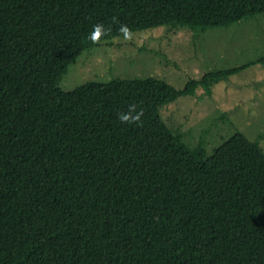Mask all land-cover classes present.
Masks as SVG:
<instances>
[{"label": "trees", "instance_id": "16d2710c", "mask_svg": "<svg viewBox=\"0 0 264 264\" xmlns=\"http://www.w3.org/2000/svg\"><path fill=\"white\" fill-rule=\"evenodd\" d=\"M262 13L264 0H0V264H264L262 148L236 132L206 156L159 112L245 65L180 90L59 88L98 23L110 40L121 24L198 33ZM130 104L143 127L120 123Z\"/></svg>", "mask_w": 264, "mask_h": 264}, {"label": "rangeland", "instance_id": "374dc122", "mask_svg": "<svg viewBox=\"0 0 264 264\" xmlns=\"http://www.w3.org/2000/svg\"><path fill=\"white\" fill-rule=\"evenodd\" d=\"M197 34H199L197 36ZM197 36V37H196ZM264 13L204 32L166 26L101 40L84 51L59 82L70 91L112 79L154 77L175 89L206 73L245 65L223 77L207 92L198 86L160 109L162 120L190 148L202 146L205 155L239 132L264 152Z\"/></svg>", "mask_w": 264, "mask_h": 264}, {"label": "clouds", "instance_id": "9594fccd", "mask_svg": "<svg viewBox=\"0 0 264 264\" xmlns=\"http://www.w3.org/2000/svg\"><path fill=\"white\" fill-rule=\"evenodd\" d=\"M118 21L113 19V23ZM111 26L106 27L104 24L98 23L94 25L92 32L90 33L88 39L94 44H98L100 40L111 34ZM119 33L123 36L126 41L132 40L134 33L126 24H121L119 27ZM144 116V109L138 108L136 104L128 105L127 111L120 112L118 114V119L120 123L126 125H134L136 127H143L144 121L142 117Z\"/></svg>", "mask_w": 264, "mask_h": 264}]
</instances>
